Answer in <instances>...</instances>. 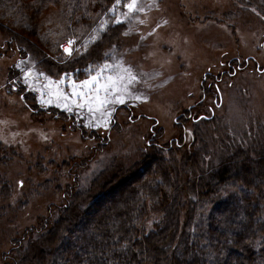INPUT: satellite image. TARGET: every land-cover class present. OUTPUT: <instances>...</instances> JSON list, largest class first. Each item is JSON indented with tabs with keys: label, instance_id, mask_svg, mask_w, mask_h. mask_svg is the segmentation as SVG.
<instances>
[{
	"label": "rangeland",
	"instance_id": "obj_1",
	"mask_svg": "<svg viewBox=\"0 0 264 264\" xmlns=\"http://www.w3.org/2000/svg\"><path fill=\"white\" fill-rule=\"evenodd\" d=\"M144 1L135 0L129 10L132 0H115L106 11L91 12L86 22L68 24L66 1L54 0L38 13L34 31L17 25H10V33L0 31V140L24 133L21 147L27 150L0 144V264H26V248L43 233L40 221L57 216V207L70 200L68 186L76 189L80 178L79 187H85L93 165L107 158L126 169L143 163L138 180L142 170L153 167V148L163 150L166 161L182 158L166 147L200 151L209 173L221 156L236 150L256 156L250 150L264 147V11L252 5L243 10L237 0H163L162 7L158 0L142 6ZM162 16L169 23L161 24ZM112 26L119 28L117 39L99 57L92 55ZM14 33L50 64L41 66L24 47L12 44ZM63 44L70 45V54ZM12 65L14 75L31 70L33 78L8 80ZM129 73L136 76L131 85ZM14 86L26 88V105L7 91ZM221 117L233 121L228 125ZM12 122L23 133H12ZM133 177L130 170L104 191L114 195ZM189 180L193 185V177ZM156 217L147 219L146 232L161 218Z\"/></svg>",
	"mask_w": 264,
	"mask_h": 264
},
{
	"label": "trees",
	"instance_id": "obj_2",
	"mask_svg": "<svg viewBox=\"0 0 264 264\" xmlns=\"http://www.w3.org/2000/svg\"><path fill=\"white\" fill-rule=\"evenodd\" d=\"M26 1L0 0V20H6L3 26L0 21L2 33H10V25H17L26 32L34 31L38 13L46 4H54V0ZM65 1L63 13L68 24H78V20H89L86 17L91 12L106 11L115 0ZM156 1L145 0L142 6L153 7ZM237 1L243 10L252 5L264 11V0ZM158 2L162 7L163 0ZM9 16L10 21L16 18L14 23L10 24ZM166 23L169 22L162 16L161 24ZM110 31L93 47L92 55L99 57L102 48L117 39L119 28L112 26ZM50 33L58 38L57 31ZM21 37L14 33L9 38L12 44L24 47L31 60L41 66L50 64L37 47ZM42 44L50 50L48 41ZM77 62L81 59L73 63ZM9 75L8 80L13 82L27 80L20 73L14 75L13 65ZM25 89L14 86L7 91L17 93L26 105L29 96ZM205 92L213 91L206 89ZM223 121L229 125L233 119L221 117L220 122ZM12 125V133H23L16 127V122ZM199 125L194 124V128ZM242 134L247 138L245 131ZM24 138L23 133L22 138L12 137L10 142L0 140V144L10 145V151L24 152L27 151L21 147ZM177 149L166 147L167 152L182 155L181 161L174 158L166 161L160 156L165 154L164 151L153 148L151 151L157 155L149 158L153 167L145 172L141 169L143 173L138 180L137 168L143 163L126 169L129 166L115 158H107L94 164L87 174L90 177L87 185L79 187L81 179L77 178L78 187L68 186L66 193L70 200L57 207V216L51 221L48 218L40 221L39 228L43 233L37 236V241L31 240L23 260L26 264H264V147L250 150L256 156L243 150L221 156L209 173L205 171L204 154ZM78 165L75 163L73 168L78 169ZM98 166L105 168L104 171L101 172ZM130 170L134 172L133 182L125 180L121 188L115 189L114 195L104 191L118 176L126 177ZM190 177H193L191 186L188 184ZM165 189L172 194L165 193ZM183 208L184 215L181 214ZM156 215L161 218L146 232L147 219L157 218ZM33 230L36 228L29 232ZM19 243L17 240L16 244ZM44 248L45 252L48 250L46 254L42 251Z\"/></svg>",
	"mask_w": 264,
	"mask_h": 264
},
{
	"label": "snow or ice",
	"instance_id": "obj_3",
	"mask_svg": "<svg viewBox=\"0 0 264 264\" xmlns=\"http://www.w3.org/2000/svg\"><path fill=\"white\" fill-rule=\"evenodd\" d=\"M126 6L129 8V10H132L135 7V0H132V2L130 4H128V5H126ZM71 43H72V41H69V44H71ZM64 51H65V53H68V54L71 53V49L70 48H67V47L64 49ZM135 80H136V76L133 75V74H131V73H129V76H128V84L131 85V83L133 81H135ZM113 88H114V85H109L108 86V90H112ZM101 103H103V102H101Z\"/></svg>",
	"mask_w": 264,
	"mask_h": 264
},
{
	"label": "built area",
	"instance_id": "obj_4",
	"mask_svg": "<svg viewBox=\"0 0 264 264\" xmlns=\"http://www.w3.org/2000/svg\"><path fill=\"white\" fill-rule=\"evenodd\" d=\"M64 44H65V43H64ZM64 44L61 46V48H62L63 46H64V47H67V48H70V45H69V44H68V45H64ZM64 47H63V48H64ZM63 48H62V50L64 51ZM26 74H27L28 77L31 75L30 72H28V73H26Z\"/></svg>",
	"mask_w": 264,
	"mask_h": 264
},
{
	"label": "bare ground",
	"instance_id": "obj_5",
	"mask_svg": "<svg viewBox=\"0 0 264 264\" xmlns=\"http://www.w3.org/2000/svg\"><path fill=\"white\" fill-rule=\"evenodd\" d=\"M189 44H191V46H190V47H192V42H191V41L189 42Z\"/></svg>",
	"mask_w": 264,
	"mask_h": 264
},
{
	"label": "flooded vegetation",
	"instance_id": "obj_6",
	"mask_svg": "<svg viewBox=\"0 0 264 264\" xmlns=\"http://www.w3.org/2000/svg\"><path fill=\"white\" fill-rule=\"evenodd\" d=\"M204 79H205V77H204ZM204 91H202V93H203ZM114 121V120H113Z\"/></svg>",
	"mask_w": 264,
	"mask_h": 264
}]
</instances>
